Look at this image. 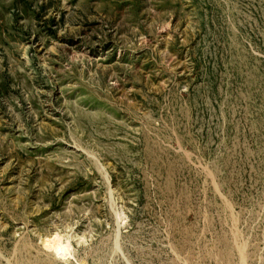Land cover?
Wrapping results in <instances>:
<instances>
[{
	"label": "rangeland",
	"instance_id": "374dc122",
	"mask_svg": "<svg viewBox=\"0 0 264 264\" xmlns=\"http://www.w3.org/2000/svg\"><path fill=\"white\" fill-rule=\"evenodd\" d=\"M0 264H264V0H0Z\"/></svg>",
	"mask_w": 264,
	"mask_h": 264
}]
</instances>
